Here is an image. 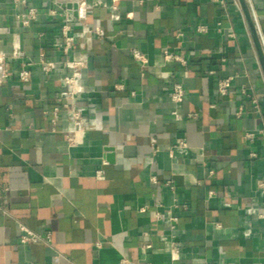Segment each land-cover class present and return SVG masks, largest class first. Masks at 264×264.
<instances>
[{
  "label": "crops",
  "instance_id": "crops-1",
  "mask_svg": "<svg viewBox=\"0 0 264 264\" xmlns=\"http://www.w3.org/2000/svg\"><path fill=\"white\" fill-rule=\"evenodd\" d=\"M29 1L38 19L21 26L25 8L0 0V50L55 67L0 82V264H264V73L239 0ZM247 1L264 44V0ZM72 61L85 62L76 145L67 113L51 122Z\"/></svg>",
  "mask_w": 264,
  "mask_h": 264
},
{
  "label": "built area",
  "instance_id": "built-area-1",
  "mask_svg": "<svg viewBox=\"0 0 264 264\" xmlns=\"http://www.w3.org/2000/svg\"><path fill=\"white\" fill-rule=\"evenodd\" d=\"M142 0H140L141 2ZM212 3L223 5L225 4V0H210ZM78 3L83 2V0H78ZM78 3L72 4L71 6H67L64 9L63 16L66 20L65 24L61 27V34L64 39V47L63 51L64 54H68L70 49L73 47L74 39L70 33V25L69 21L72 14V9L76 10ZM12 5L14 8H18L19 6H23L25 8L24 12H16L15 19L21 26H30L33 22L38 19V9L29 1V0H12ZM52 13H55V10H51ZM205 27H199V31H205ZM134 57L135 59L141 61L144 65L146 64V60L141 52L134 50ZM169 60H180V58L175 54H168L166 55V61ZM18 66V77L22 82H29L32 79V72L31 68L35 65H39L43 68L46 74H49L55 67L53 62H49L45 58H40L38 61L33 59L27 58L25 53L22 52L18 47H16L12 54H7L0 50V82L3 80L9 79L12 75V67ZM73 69V74L70 76H66L63 79L64 85L67 87V90L63 93L64 101L63 104L59 107H56L52 110V132H56V125L58 120L63 112L67 113L71 119V123L73 125V129L65 134L66 141L71 145H76L80 142L81 136L83 135L84 131L86 130V124L84 120L83 112L80 108H78L74 104V100L77 96V76L78 72L82 67L85 66V62L83 61H72L68 63ZM233 82V78H225L221 79L218 82V89L222 96H226L229 93ZM170 96L174 102H181L185 95L186 89L184 85L176 80H170ZM242 94L251 97L252 102L258 105V99L251 96L248 91L243 88ZM241 114V110L239 112ZM194 117L193 115H190ZM259 133L264 135V130H260ZM254 133L250 134V137H253ZM185 146V144H182ZM102 171L98 172V177H101ZM166 186L174 192L175 186L173 182L169 181L166 183ZM260 187L264 190V184L260 183ZM212 193V192H211ZM158 218H165L163 214L158 213ZM170 223H172V227L175 228V223L177 221L174 217H169ZM40 237L37 234L32 232H27L26 235L22 237V242H36ZM171 253L173 256H178L180 254V248L178 244L173 240L171 242ZM125 264V262H122ZM232 264V263H230Z\"/></svg>",
  "mask_w": 264,
  "mask_h": 264
},
{
  "label": "water",
  "instance_id": "water-1",
  "mask_svg": "<svg viewBox=\"0 0 264 264\" xmlns=\"http://www.w3.org/2000/svg\"><path fill=\"white\" fill-rule=\"evenodd\" d=\"M247 26L249 28L251 37L253 39L255 49L258 55L259 62L261 64L263 73H264V44L262 37L260 36V32L256 21L252 15L249 4L247 0H239Z\"/></svg>",
  "mask_w": 264,
  "mask_h": 264
}]
</instances>
